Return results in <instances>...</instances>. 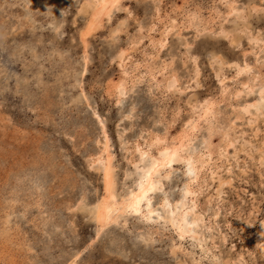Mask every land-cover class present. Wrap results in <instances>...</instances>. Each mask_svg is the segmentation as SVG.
I'll use <instances>...</instances> for the list:
<instances>
[{"label": "rangeland", "instance_id": "obj_1", "mask_svg": "<svg viewBox=\"0 0 264 264\" xmlns=\"http://www.w3.org/2000/svg\"><path fill=\"white\" fill-rule=\"evenodd\" d=\"M96 2L0 0V264H264V0H119L88 31ZM181 139L197 179L174 163L151 202L189 182L202 245L157 215L102 228L105 146L120 201L137 147Z\"/></svg>", "mask_w": 264, "mask_h": 264}, {"label": "bare ground", "instance_id": "obj_2", "mask_svg": "<svg viewBox=\"0 0 264 264\" xmlns=\"http://www.w3.org/2000/svg\"><path fill=\"white\" fill-rule=\"evenodd\" d=\"M119 1V0H118ZM111 4H112V0H97V2L95 3V5H94V7H93V10H92V15H90L91 16V21H90V23H89V26L90 25H94L92 28H90L89 26H88V31L89 30H93V28L94 27H96V26H98V24H99V12H108L109 11V8L110 7H112L111 6ZM105 5H106V7H105ZM231 5V4H230ZM91 7H92V5H90ZM87 7V6H86ZM233 8V7H232ZM230 9V8H229ZM98 10H100V11H98ZM102 14V13H101ZM94 17H98V19L97 20H94ZM109 19V18H108ZM254 40V39H253ZM262 40H260L259 41V43L261 42ZM160 43H162V42H160ZM163 44V43H162ZM259 48H260V46H259ZM261 49V48H260ZM258 54V53H257ZM245 65V64H244ZM240 66V65H239ZM245 66H247V65H245ZM249 67V66H248ZM247 67V68H248ZM236 68H238L239 69V67H237L236 66ZM241 68H243V67H241ZM237 69V70H238ZM250 70V69H249ZM251 71V70H250ZM238 72H239V70H238ZM243 73H245V72H243ZM248 73H250V72H248ZM245 74H247V73H245ZM238 75H240V72H239V74ZM224 78V77H223ZM154 80V79H153ZM174 83H175V81H174ZM247 84V83H246ZM172 85V84H171ZM175 85V84H174ZM173 85V86H174ZM121 86H123V85H121ZM224 86V85H223ZM248 86V85H247ZM170 87V86H169ZM124 88V87H123ZM249 88V87H248ZM247 88V89H248ZM121 89V88H120ZM224 89H225V87H224ZM226 89H227V87H226ZM119 90V89H118ZM249 90V89H248ZM250 91H251V89H250ZM249 91V92H250ZM253 91V90H252ZM233 92V91H232ZM123 93V90L121 91V94ZM125 93V92H124ZM249 94V93H248ZM259 94V93H258ZM262 94V93H261ZM123 95V94H122ZM260 97V96H259ZM260 99V101L261 102H264V96H262L261 95V98H259ZM256 102V101H255ZM255 102H253V103H255ZM259 102V101H258ZM206 103H209V102H206ZM260 103V102H259ZM204 104V103H203ZM248 105V104H247ZM203 106V105H202ZM205 106V105H204ZM246 106V105H245ZM256 105H251V103H250V108L251 107H255ZM263 106V105H262ZM261 106V107H262ZM208 107V106H207ZM206 107V109H205V107H203L205 110H203L204 111V115H208L209 114V112H210V108H207ZM211 108H212V106H210ZM259 107V106H258ZM264 107V106H263ZM248 108V107H247ZM199 109V108H198ZM246 109V108H245ZM201 110V109H200ZM257 110V109H256ZM246 111V110H245ZM248 111V110H247ZM259 111V110H258ZM214 112V111H213ZM200 113H202L203 114V112H200ZM199 113V114H200ZM211 113H212V111H211ZM242 113V112H241ZM244 113H246V112H244ZM248 113V112H247ZM260 114V113H259ZM204 115H203V118L204 119H201V120H203V121H205V118L206 117H204ZM211 115V114H210ZM262 115V114H261ZM212 116H214V115H212ZM211 116V117H212ZM210 117V116H209ZM263 117V116H262ZM191 120V119H190ZM194 120V119H193ZM197 120H199V118L197 119ZM200 120V121H201ZM202 121V122H203ZM194 122H196V121H194ZM208 122V121H207ZM232 123H234V122H232ZM189 124V123H188ZM195 124H197V123H195ZM201 124V123H200ZM203 124V123H202ZM206 124V123H205ZM190 125V124H189ZM191 125H194V124H191ZM195 126H197V125H195ZM209 127H211V126H209ZM191 128V127H190ZM192 129V128H191ZM194 129V128H193ZM196 130V129H195ZM200 130V129H199ZM198 131V130H197ZM188 132V131H187ZM186 132V133H187ZM193 132V131H192ZM189 133V132H188ZM194 134H195V132H194ZM184 135V134H183ZM186 135V134H185ZM184 135V136H185ZM194 136V135H193ZM192 136V137H193ZM184 138L182 135L180 136V138ZM188 139H189V136L187 137ZM160 139V138H159ZM191 139V138H190ZM192 139H194V137L192 138ZM163 140V142H164V140L165 139H162ZM158 141V140H157ZM166 141V140H165ZM180 141V140H179ZM188 141V143H189V140H187ZM177 142V141H176ZM206 142V141H205ZM154 143V142H153ZM152 143V144H153ZM159 143V145H161V148L158 150V157H153V156H150V154H149V152H146V150H143L142 148V150L140 149V146H139V148L137 147V154H138V160H139V162L140 163H143V162H145L146 164H144L139 170H140V173L137 175L138 176V179H137V181L135 182V189H133V190H130L129 192H127V194L124 196V197H122L121 198V200L120 201H118L117 200V198H116V195H114V193H113V185H115L114 183H113V177H112V171H114L113 169H112V166H111V161H110V156L107 154L108 152H107V147L105 146V149H106V158H105V156L103 157V158H105L104 160H102V161H100V162H102V167H103V172H104V177H105V180H104V184H105V188H106V191H107V197L100 203V204H98V205H96V207H95V211H94V217H95V220L100 224V226L102 227V226H106V225H108V224H110V223H113V222H117V220L119 219V218H121V217H123V216H125V215H128V214H135L134 212L133 213H128V212H126L125 210H124V208H123V206L126 204V202L128 201V200H130L131 198H132V196H133V192H136L137 194H139V180H140V178L145 174L144 173V171H142L143 169H145L146 167H150L151 166V161H152V159H160L161 158V153L162 152H165V151H170V152H177V154H178V156H179V159L177 160V162L176 163H179L180 161H184V163H185V166H184V164H183V166H184V168L186 167V169H185V176H188V178L187 179H189L191 182L192 181H196V179H197V172H199L197 169H196V166H195V164H196V162H195V160H194V158L191 156V154H188V156H187V154H186V152L188 151L187 150V145H188V143L186 142L185 143V141H184V139H181V141L178 143V145H175V146H171V147H169V145H167L166 146V144H165V146H162L163 145V143L160 141V142H158ZM162 143V144H161ZM173 143H175V141L173 142ZM202 143V142H201ZM155 144V143H154ZM153 144V145H154ZM171 144V143H170ZM187 144V145H186ZM192 144V143H191ZM158 145V146H159ZM204 145V144H203ZM143 146V145H142ZM148 146V145H147ZM192 146V145H191ZM204 147V146H203ZM159 148V147H158ZM190 148H192V147H190ZM189 148V149H190ZM195 147H193V149H194ZM104 149V148H103ZM189 152H191V150L189 151ZM193 152H195V151H193ZM197 152H198V150H197ZM196 152V154H198ZM185 153V157L183 156V154ZM188 153V152H187ZM208 153V152H207ZM192 154H194V153H192ZM202 154V153H201ZM204 154V153H203ZM207 155V154H206ZM205 155V156H206ZM208 155H209V153H208ZM102 156V155H101ZM196 156V155H195ZM198 156V155H197ZM204 157V156H203ZM207 158H209L208 156H206ZM197 158V157H196ZM198 158H199V156H198ZM112 159V158H111ZM201 159V158H200ZM206 159V158H205ZM98 160V159H97ZM197 160H199V159H197ZM188 161H191V163H192V166H193V172H194V175H189L188 174ZM209 161V160H208ZM207 161V162H208ZM206 162V161H205ZM204 162V163H205ZM137 164V163H136ZM198 164V163H197ZM202 164V163H201ZM174 165V164H173ZM172 165V167L171 168H167V169H165V168H162V169H160V173H161V175L160 176H158V177H155V179L158 181V183H159V185H161V181H163V180H169L171 177V170H173V168H174V166ZM205 165V164H204ZM199 166H201L200 164H199ZM135 167H136V165H135ZM206 167V166H205ZM199 168H201V167H199ZM203 168V167H202ZM205 169V168H204ZM202 172V171H201ZM201 174V173H200ZM115 176V175H114ZM200 176V175H199ZM199 180V179H198ZM186 182H187V180H186ZM189 182H188V184H186V183H184V186L182 187V189H183V193H182V199L180 200V201H178L177 200V202L175 201V203L173 204V206H172V204H171V208L166 212V217L164 218L165 219V222L167 223V224H169L170 226H172L173 227V223H172V221H173V219H175V221H176V227H173V228H175L176 229V232L178 233V235H179V237H181V232H180V227H181V224H182V222H184V221H186L187 222V224H192V225H194L193 227H195V229H199V227H200V225H199V223H201L202 222V217L200 216V215H197L196 213H194L196 210L194 209L195 208V202H193V200L192 201H190L191 203H192V205L191 206H188V203L186 202V199L188 198V197H192V196H194V195H189V196H185V186L187 185L188 186V189L191 191V192H193L192 190H191V188H190V186H189ZM193 184H195L194 182H193ZM192 184V185H193ZM200 184V183H199ZM195 187H196V185L194 186V191H196L195 190ZM197 189H199V187L197 188ZM106 193V192H105ZM155 193V191L154 192H151V193H149V197H148V200H150V203L148 202V200H146L144 203H142L141 204V214H140V216L142 217V219L143 220H145L146 222H149V221H152L154 218H153V215H150L149 213L151 212V213H156V218L155 219H160L161 217H159L160 215L157 213V210L154 208V205H152V195ZM194 193V192H193ZM197 193H199V192H197ZM198 195V194H197ZM196 198V197H195ZM198 198V197H197ZM189 199V198H188ZM192 199H193V197H192ZM169 200V199H168ZM166 198L164 199V200H162V202H161V206H164L165 208L168 206V205H170V202H171V200H170V202L168 201ZM165 201H167V205L165 204ZM174 201V200H173ZM173 203V202H172ZM197 205V204H196ZM197 207V206H196ZM168 208V207H167ZM90 212V211H89ZM199 212V211H198ZM173 214H175V215H173ZM136 215V214H135ZM212 215V214H211ZM132 216V215H131ZM191 216V217H190ZM127 217V216H126ZM190 218V219H189ZM204 218V217H203ZM122 219V218H121ZM161 219H163V218H161ZM163 219V220H164ZM125 220H126V218H125ZM154 222H155V220H153ZM127 222V221H126ZM204 222V221H203ZM204 224V223H203ZM202 224V225H203ZM205 226V225H204ZM102 228H104V227H102ZM174 229V230H175ZM202 229V228H201ZM199 231H200V229H199ZM188 234V235H187ZM191 234V237L192 238H194L195 240H197L198 242H199V244L200 245H202L201 244V242L203 241H201V238H202V236L201 237H199V234L196 232V230L194 231V230H192L191 229V227H187L186 225H184V236L185 235H187V236H189ZM190 237V236H189ZM204 237V236H203ZM186 238V237H185ZM184 239V238H183ZM203 239V238H202ZM196 241V242H197ZM175 247V246H174ZM175 249V248H174ZM175 251V250H174Z\"/></svg>", "mask_w": 264, "mask_h": 264}, {"label": "snow or ice", "instance_id": "obj_3", "mask_svg": "<svg viewBox=\"0 0 264 264\" xmlns=\"http://www.w3.org/2000/svg\"><path fill=\"white\" fill-rule=\"evenodd\" d=\"M118 0H112L111 6L113 8L117 7ZM106 7V5H105ZM98 17H94V20H97ZM94 25H90L89 27L92 28ZM262 96H264V93H262ZM179 159V156L177 152H170L165 151L161 153L160 159H152L151 166L146 167L142 171H144V175L139 180V194L136 192H133V196L130 200L126 202V204L123 206L124 210L128 213H135L136 215L141 214V204L144 203L146 200H148L149 193L154 192L160 188V185L158 181L155 179V177H158L161 175L160 169L162 168H171L174 163L177 162ZM193 166L191 161H188V174L194 175L193 172ZM185 196L194 195L193 192H191L188 189V186H185ZM150 203V200H148ZM165 204L167 205V201H165ZM170 207V205H168ZM150 215H156V213H149ZM175 215V214H173ZM173 227H176V221L173 219L172 221ZM184 225L187 227H193L192 224H187L186 221L182 222L180 227L181 232V239L184 238Z\"/></svg>", "mask_w": 264, "mask_h": 264}]
</instances>
